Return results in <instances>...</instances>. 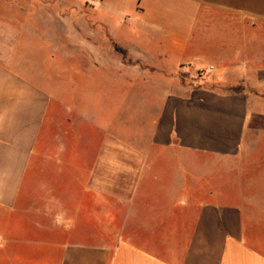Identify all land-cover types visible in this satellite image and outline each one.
I'll return each mask as SVG.
<instances>
[{
  "label": "crops",
  "instance_id": "obj_1",
  "mask_svg": "<svg viewBox=\"0 0 264 264\" xmlns=\"http://www.w3.org/2000/svg\"><path fill=\"white\" fill-rule=\"evenodd\" d=\"M0 264H264V0H0Z\"/></svg>",
  "mask_w": 264,
  "mask_h": 264
},
{
  "label": "rangeland",
  "instance_id": "obj_2",
  "mask_svg": "<svg viewBox=\"0 0 264 264\" xmlns=\"http://www.w3.org/2000/svg\"><path fill=\"white\" fill-rule=\"evenodd\" d=\"M90 1H93V3L99 2L98 0H88V3ZM66 72H67V74H69L68 73L69 72L68 70L67 71H64L63 72L64 73V76H65ZM83 73H85V74H83V77L85 75L87 77V76H89V74L91 73V71H83ZM59 76L60 75H59V71L58 70H56V69H52L51 70V80H52V82L58 81ZM79 76H80V74H79ZM60 77H63V76H60ZM51 88H52V92H57V90L59 89V87L57 85H52ZM65 88H67V89L75 88V89H78L79 91H81V93H83V94L84 93H89L90 90H92V88L90 86L89 87H87V86L65 87ZM72 90H74V89H72ZM57 141H58V139H57ZM25 232H26L25 230L24 231H19L18 234L15 235V237L21 238L24 241L23 243H21V244H15V245H12V246H8L6 248H8V249H10V248L11 249H16V251L18 250L19 252H23L25 254L31 253V250H32L33 247L27 245V242L30 239H28L27 236H25Z\"/></svg>",
  "mask_w": 264,
  "mask_h": 264
},
{
  "label": "built area",
  "instance_id": "obj_3",
  "mask_svg": "<svg viewBox=\"0 0 264 264\" xmlns=\"http://www.w3.org/2000/svg\"><path fill=\"white\" fill-rule=\"evenodd\" d=\"M98 1H101V0H98Z\"/></svg>",
  "mask_w": 264,
  "mask_h": 264
}]
</instances>
